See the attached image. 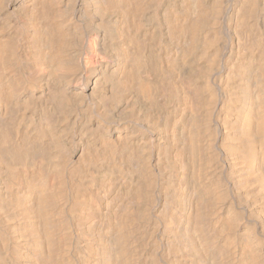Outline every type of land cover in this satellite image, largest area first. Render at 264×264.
Segmentation results:
<instances>
[{"label":"bare ground","instance_id":"obj_1","mask_svg":"<svg viewBox=\"0 0 264 264\" xmlns=\"http://www.w3.org/2000/svg\"><path fill=\"white\" fill-rule=\"evenodd\" d=\"M0 264H264V0H0Z\"/></svg>","mask_w":264,"mask_h":264}]
</instances>
